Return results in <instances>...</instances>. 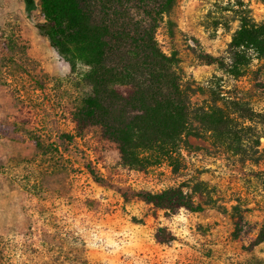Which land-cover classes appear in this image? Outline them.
<instances>
[{"label":"rangeland","instance_id":"rangeland-1","mask_svg":"<svg viewBox=\"0 0 264 264\" xmlns=\"http://www.w3.org/2000/svg\"><path fill=\"white\" fill-rule=\"evenodd\" d=\"M152 1L130 0L125 14L147 20ZM37 6L0 0V264H264V241L252 244L264 224V158L243 160L204 132L186 137L175 172L167 162L124 166L98 126L75 128L73 111L90 90L81 80L86 68L72 70L59 57ZM242 10L264 22L261 0H174L160 19L158 46L176 52L183 79L204 88L193 105L208 104L213 88L264 111V59L239 77L206 61L227 56ZM176 186L203 209L168 214L136 195ZM235 204L246 221L239 235ZM160 226L173 235L167 244L153 238Z\"/></svg>","mask_w":264,"mask_h":264},{"label":"trees","instance_id":"trees-1","mask_svg":"<svg viewBox=\"0 0 264 264\" xmlns=\"http://www.w3.org/2000/svg\"><path fill=\"white\" fill-rule=\"evenodd\" d=\"M129 1L38 0L43 20L39 28L50 45L72 70L80 65L86 68L81 80L90 90L73 111L75 128L83 131L98 126L102 136L117 145L121 163L135 170L167 162L175 172L186 137L204 132L210 134L215 146L243 160H262L259 140L264 137V111H256L245 97L213 88L208 104L193 105L191 96L204 88L192 87L183 79L176 52L166 54L158 46L156 28L174 0H153L147 20L125 14ZM25 2L28 7L34 5V0ZM239 22L227 56L206 57L208 63L233 77L243 75L254 60L264 59V22L254 21L245 10L240 12ZM258 86L264 88V75ZM193 186L195 192L201 190L199 182ZM136 195L168 214L180 208L191 212L203 209L180 186ZM122 196L128 199L125 191ZM206 204L226 210L214 199ZM231 218L239 235L246 221L238 204L231 206ZM153 238L158 244H167L173 235L160 226ZM263 241L264 224L252 244Z\"/></svg>","mask_w":264,"mask_h":264}]
</instances>
